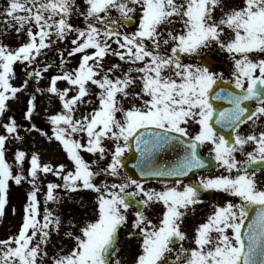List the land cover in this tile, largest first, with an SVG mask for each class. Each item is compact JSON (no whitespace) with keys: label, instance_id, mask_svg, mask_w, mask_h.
<instances>
[{"label":"snow or ice","instance_id":"6c2138e0","mask_svg":"<svg viewBox=\"0 0 264 264\" xmlns=\"http://www.w3.org/2000/svg\"><path fill=\"white\" fill-rule=\"evenodd\" d=\"M0 16V218L11 184L30 186L18 232L0 239V264H113L122 228L139 240L132 264H173L174 253L175 264H264V0H9ZM10 30L19 44L5 42ZM214 48L230 57V73L203 56ZM51 51L57 71L36 92L60 108L47 117L52 134H42L60 143L68 163L19 147L10 160V146L24 136L9 102L30 79L45 78L53 64L40 58ZM17 66L28 77L19 85ZM37 99L30 94L26 120ZM245 124L250 131L242 133ZM204 146L223 171L188 180L209 166ZM169 150L175 159L161 161ZM129 153L142 179L121 171ZM49 175L59 182L45 185ZM101 176L117 179L97 182ZM81 190L96 193L95 219L65 225L49 205ZM209 190L230 198L213 206L184 247V218ZM157 204L163 211L150 218ZM61 233L72 247L50 255Z\"/></svg>","mask_w":264,"mask_h":264},{"label":"rangeland","instance_id":"374dc122","mask_svg":"<svg viewBox=\"0 0 264 264\" xmlns=\"http://www.w3.org/2000/svg\"><path fill=\"white\" fill-rule=\"evenodd\" d=\"M9 0H0V11H3L7 6ZM232 2L236 4L242 3V0H232ZM3 17L0 16V22L3 21ZM75 23H82V18L78 21H74ZM3 23H0V28H3ZM12 32L11 37L6 39V43L11 45H17L21 41L18 40L14 34V30H10ZM52 58L54 60L53 68L50 69L49 73L45 74V78L43 80H39L35 83L29 82V89L25 92L19 94L20 98L17 101H10L11 112L9 115H13L16 117L18 123L21 125L19 128V132L22 136H24V140L15 141L10 146V151L8 153V157L11 160L12 154L16 150L17 147L25 150L29 153L38 152L41 155V159L43 162H51L53 164L58 163H68L66 153L63 151L62 146L59 142L49 141L46 136H44L43 132H48L51 135V125L48 124L47 117L49 114L54 113L60 108V102L57 98L52 97L50 94H41L36 92L37 88H46L49 80L48 76L54 74L57 69L55 65L59 62V56L56 51H51L47 56L40 58L42 64L49 63L48 59ZM78 57L73 58L69 67H74ZM17 72L21 79L14 80L13 83L19 85L22 79H26L23 72L20 70V66H17ZM61 87L65 86L64 82H61ZM30 94L37 95V111L34 114L32 120H26L24 118V113L26 111L27 101L30 98ZM32 124H35L37 128H40L41 131H36L32 129ZM4 131L3 128H0V133ZM85 158L89 161L95 159L91 154L84 153ZM106 161L100 162V166H103ZM27 167V163H26ZM107 179L109 183L113 182L111 177L101 176L98 178L97 182L103 181ZM49 180H56L58 178L52 177L49 175L47 179L44 180V184ZM30 191V186L28 184H23L22 186H17L14 183L11 184L9 191V205L6 207V215L3 218H0V239H5L10 235H14L18 232L21 225V218L23 215V208L27 201V193ZM62 200L60 204L50 203L49 207L55 209L58 214H61L65 225L69 219H73L74 223L78 225H83V223L87 220L95 219V197L96 193L91 190H81L76 193H63L61 192ZM44 193L43 191L39 194V198L43 201ZM43 207V205H42ZM13 209H15V214H13ZM131 245H135V239L127 238L125 240V248L123 252V257L121 258V264H132L136 254L138 251H132ZM60 247H64L65 251L72 247V241L69 238L63 237V233L59 236L53 235L52 243L49 245V253L53 254Z\"/></svg>","mask_w":264,"mask_h":264},{"label":"flooded vegetation","instance_id":"af4514ba","mask_svg":"<svg viewBox=\"0 0 264 264\" xmlns=\"http://www.w3.org/2000/svg\"><path fill=\"white\" fill-rule=\"evenodd\" d=\"M203 56L207 58V61H209L211 63V65L215 66L216 71L230 73V71L232 69V61H231L230 57L226 53H224L223 51L219 50L218 48H214L212 50H205ZM201 59H202L201 57L196 58L197 62H199ZM217 103L218 104H224V106H228L226 104V102H217ZM240 131L242 133L246 132V131H250L249 125L248 124L242 125ZM200 151L202 152L203 158L209 162V166L205 169L196 170V174L195 175L190 174L189 177L187 178L188 180L195 181V180H198L200 176L217 175L223 171L222 169H218L215 166V162L212 160V158L209 155V147L208 146L202 147L200 149ZM131 154L132 153H129L127 155L126 159L129 158V156ZM171 156L173 158H175V152L174 151H171ZM238 158H242V157H238ZM121 171L124 172L125 170L122 169ZM260 175H261V178L264 179V174H260ZM116 179L117 178H113L112 181H114ZM148 186L155 187L158 190L161 187V185L154 180L149 181ZM229 198L230 197L227 194H224V193H221V192L215 191V190H209L205 193H202L201 199L203 202L195 205L188 212V214L184 218L183 224L181 226L182 230L187 234V239L183 242L184 247H191L192 246V238L195 235V229L199 226V224L205 222L207 216L213 211V206L215 204H221L222 205ZM236 202L237 203L239 202L238 198L236 199ZM134 211H135L134 209L129 210V226H130L131 220L133 218V212ZM162 211H163V209L161 208V206L159 204H157V205H155V209L154 210L149 209L147 211V214L149 215L150 218H155V217H158ZM127 238L135 239V245H131V250L132 251H139L140 244H139L138 238L137 237H129L127 229L122 228L120 231V235H119V244H118L119 250L117 251L115 258L113 259L114 263H115V260H117V258H119V260L121 261V258L124 256L123 252H124V248H125V240ZM177 248H179V244H177ZM171 259L173 261V264H175V253L173 254Z\"/></svg>","mask_w":264,"mask_h":264},{"label":"water","instance_id":"95a60500","mask_svg":"<svg viewBox=\"0 0 264 264\" xmlns=\"http://www.w3.org/2000/svg\"><path fill=\"white\" fill-rule=\"evenodd\" d=\"M31 81H34L33 79H30ZM164 153H166V152H164ZM164 153H161L160 154V160H161V158H163L164 157ZM165 160H167L166 158H165ZM135 163V159H133L132 158V155L128 158V160H127V167H126V170L129 172V174L130 175H134V178L136 177V171L134 170V171H132L131 169H133L132 168V165ZM130 170V171H129ZM137 178V177H136Z\"/></svg>","mask_w":264,"mask_h":264}]
</instances>
